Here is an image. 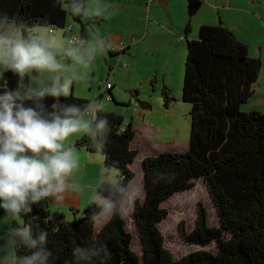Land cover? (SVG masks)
<instances>
[{
    "label": "trees",
    "instance_id": "obj_1",
    "mask_svg": "<svg viewBox=\"0 0 264 264\" xmlns=\"http://www.w3.org/2000/svg\"><path fill=\"white\" fill-rule=\"evenodd\" d=\"M0 10L33 22L47 18L59 29L70 20L79 25L80 35L88 37L85 19H73L55 0H0ZM184 32L188 35L190 26ZM186 45L181 100L190 105L188 149L147 157L142 162L145 197L142 203H135L133 210L142 259L144 264H264V113L241 110L253 95L259 62L250 58L247 46L222 25L201 26L198 38ZM5 79L9 90L17 87L18 77ZM162 96L164 107L169 108L174 100L171 91L164 89ZM59 99L64 104L88 103L74 96ZM55 102L52 97L43 101L49 111ZM140 105L150 108L147 102ZM107 118L112 134L104 165L119 168L121 175L132 182L135 175L129 166L137 157V151L131 149L135 132L130 123L124 126L120 114L107 112ZM87 143L84 137L74 144L76 149L91 153ZM196 179L205 182L220 227L209 228L205 211L200 209L193 232L181 233L189 243L206 246L214 242L217 252L196 251L175 260L164 247L158 228L167 216L161 205L176 193L190 189ZM94 210L95 205L89 204L76 228L63 214L50 215L46 201L32 205V212L22 219L34 229L48 231L53 264H73L74 245L83 247L93 240L107 247L111 253L109 264H140L139 256L131 249L132 235L125 221L113 218L95 232L89 222ZM73 215L76 218L78 212L73 211ZM11 226L17 225L13 221Z\"/></svg>",
    "mask_w": 264,
    "mask_h": 264
},
{
    "label": "clouds",
    "instance_id": "obj_2",
    "mask_svg": "<svg viewBox=\"0 0 264 264\" xmlns=\"http://www.w3.org/2000/svg\"><path fill=\"white\" fill-rule=\"evenodd\" d=\"M55 3L73 19L103 17L110 10L101 0ZM110 50V41L99 35L95 40L68 37L47 18L33 22L0 10V210L9 225L0 236L5 253L0 264H53L48 231L34 229L22 217L41 201L62 204L69 195L83 193L84 186L75 179L81 167L75 141L87 137L90 152L107 159L112 126L105 105L97 99L64 104L59 98L89 86L97 57ZM8 72L18 77L12 90L5 79ZM46 97L56 100L50 111L43 103ZM103 176L91 197L93 226L125 218L136 198L119 168L104 165ZM13 221L17 226H10ZM72 256L73 264H109L111 259L107 247L95 240L74 245Z\"/></svg>",
    "mask_w": 264,
    "mask_h": 264
},
{
    "label": "rangeland",
    "instance_id": "obj_3",
    "mask_svg": "<svg viewBox=\"0 0 264 264\" xmlns=\"http://www.w3.org/2000/svg\"><path fill=\"white\" fill-rule=\"evenodd\" d=\"M238 2L239 3L232 2V6L238 5L243 8L248 6L247 1L245 0H239ZM203 5L206 6L208 4L204 2ZM204 9H206L203 10L206 11L205 13L210 11L207 8ZM133 10L135 11V9ZM198 13L192 18L196 17L197 15H201L202 12H200V14ZM135 14L137 16L138 11H135ZM241 16L243 25H241L240 29H238L239 23L237 20H235L236 28L238 29V32L243 29L240 34L242 35V33H244L246 39L250 41V44L254 45L255 51L260 54L264 43L262 24H258L250 16H244L242 14ZM262 19L264 20L263 17ZM217 20L218 23H223L222 20L219 21V18H217ZM94 22H89L88 26L86 27L88 37L93 40L96 39L98 35L96 33V29L98 28L99 24H101V22L98 23V20H95ZM66 27H71L72 36L80 35L79 25L69 20ZM61 33L63 35L62 30ZM190 36H192L191 33L188 34L186 40H193ZM195 36L198 38V32ZM186 40L183 38V49H180L181 44L176 42L172 44V46L176 48V50H173V53L171 52L168 54V52L163 51L159 55L140 56L137 60V63H139L137 65L143 66H140V68L136 69L134 79L136 83L140 82L139 96L142 97L140 101L150 103V113L148 111L147 114H141L139 116L137 115L136 111H134L136 110L135 106L137 105L136 97L134 94H132V92L130 93L131 89L128 87L129 79H131L132 76L130 77L129 73H126V71L123 70V68H125L124 66H127L125 63L123 65V62L126 61L122 59L123 56L111 58L108 53L98 56L94 65V71L91 74V84L86 88L78 86L73 90L72 96L76 98L86 100L98 99L99 95L104 92L106 84L112 82V84H114L112 94L116 92V94L119 96L118 98L122 99L125 105L118 107L114 102H112L113 100L106 101L103 95L101 102L105 105L106 111L110 112L112 110H116L117 114H123L127 120H133L135 128L142 134V137L146 139L144 140V147L138 149L139 154L135 161L130 165V170L135 175L133 181L131 182V187L136 194V198L130 201L128 215L123 218L126 223V230L132 235L131 249L139 256L140 264L142 263V247L138 230L134 223L133 210L135 203H142L145 197V187L144 182H142V156L147 152L145 146L148 145L146 143L148 137L143 132L147 130L144 127V123H149L150 121L148 133L146 134L150 135L151 140H149L152 143L160 146H150L148 151L152 150L153 153H182L188 149L190 132V105L184 103L181 100L185 60L187 54ZM155 44H159V42ZM150 60H158L162 66L158 70H144L150 63ZM120 61H122V63ZM108 63H112V65H108ZM153 86L155 87V91ZM164 89L170 90L172 97L174 98L169 108L164 107L162 96V91ZM134 90L135 89L131 91ZM254 91V94L249 98V100H247L242 108H244V110H249V106L252 105L257 109L262 110L261 112L264 113L263 87H259L256 84ZM150 156L157 157V154ZM94 158L101 161L100 158ZM103 165L104 160H102V167ZM161 208L166 211L167 216L158 224V228L163 235L164 247L171 253L173 259L179 260L182 257L196 251H206L213 254L217 252L216 244L214 242L206 246H200L198 244L189 243L184 240L181 233V230H183L186 235H190L193 232L200 209H204L205 211L206 225L209 228L220 227L216 209L210 197L208 188L202 179L194 180L193 186L190 189L176 193L170 199L164 202L161 205ZM73 211L75 210L71 211L72 216ZM79 213L81 215L78 214L76 218L77 220L84 214V210L82 209V211H79ZM74 218L75 217L73 216L72 221H74ZM98 227L99 226H95V229Z\"/></svg>",
    "mask_w": 264,
    "mask_h": 264
},
{
    "label": "crops",
    "instance_id": "obj_4",
    "mask_svg": "<svg viewBox=\"0 0 264 264\" xmlns=\"http://www.w3.org/2000/svg\"><path fill=\"white\" fill-rule=\"evenodd\" d=\"M200 1L202 2V5L198 12L200 11L202 13L201 15H197L196 17L192 18L194 15H188L187 0H101L102 3L109 6V12L103 17L85 19V23H91L95 20H98V23L101 22V24H99L98 28L96 29V33L110 41L111 50L108 52L109 56L111 58H113L115 55H118V57L123 56L124 58L122 57V59L126 60L123 62V65L125 63L127 66H124L125 68H123V70H125L126 73H129L130 77L132 76V78L129 79L128 87L131 90L135 89L134 91L130 90V93L132 92V94H134L136 97V104L138 106H135L136 110L134 111H136L137 115H145L148 113V111L150 113L151 109H143L140 105V102L145 101H140V99H142V97L139 96L140 82H135L134 74L136 69L143 65H137L139 64L137 63V60L140 56L159 55L163 51L168 52V54L171 52L173 53V50H176V48H174L172 44L176 42L180 43V49H183V38L186 40L188 37V35H186L184 32L187 26H190V33L192 35L190 37L193 40L197 38L195 35L201 26L222 25L229 29L230 32L233 33L241 43L247 46L249 57L258 60L259 76L256 84L259 87L262 86L264 90V43L260 54H258L255 51L254 45L250 44V41L246 39L244 33H242V35L240 34L243 29L238 32L240 26L243 25L241 14L244 16H250L258 24H262L264 32V20L262 19V17L264 18V0H245L248 4L246 8L240 7L238 5L232 6V2L239 3V0ZM204 2L208 5H203ZM204 8H207L210 11L205 13L206 11L203 10L206 9ZM133 9L138 11L137 16ZM200 12L198 14H200ZM217 18H219V21L222 20L223 23H218ZM235 20H237L239 23L238 29L236 28ZM187 41L188 40H186V42ZM158 42L159 44H155ZM122 44L126 45L124 50H120ZM120 62L122 63V61ZM108 65H112V63H108ZM161 66L162 64L158 60H150V63L144 70H158ZM107 84H110L111 86L110 93L113 100L111 101L114 102L118 107L121 105L124 106L125 103L122 99L118 98L119 96L116 94V92L112 94L114 84H112V82ZM256 84L254 88H256ZM153 89L155 91L154 86ZM242 106L241 110L243 112L262 111L252 105L249 106V110H244ZM110 112L116 113V110H112ZM120 115L123 117L124 126L128 125L129 123L132 125V128L135 132V137L131 142V149L136 150L138 156V149L144 147V140L146 139L142 137V134L135 128L133 120H127L123 114ZM149 123H144V127L147 130L143 131L148 137V140L150 139V135L146 133H148L150 126ZM148 140L146 142L148 145L145 146L147 152L142 156L143 158L141 157L142 162L145 158L151 157L150 155L166 153H153L152 150L148 151L150 146L160 147L157 144L152 143L150 141L151 139L149 141ZM76 153L80 157L81 167L79 172L76 174L75 179L78 183L84 186L83 193L78 195H69L68 199L62 204H57L51 201V199L46 200L47 212L50 215L53 213H61L68 221H72V217L74 216L71 215L72 210L77 211L78 214L81 215L79 211L81 212L82 209L84 210L89 204H91V197L96 191L97 186L104 178V165L102 167V159L100 161L94 158L95 156L92 153H87L82 149H76ZM4 220L5 213L3 210H0V236H2L9 227L8 224L4 223ZM102 226L96 228L95 232H98ZM2 244L3 241H0V245ZM3 255H5V253L0 251V256Z\"/></svg>",
    "mask_w": 264,
    "mask_h": 264
},
{
    "label": "water",
    "instance_id": "obj_5",
    "mask_svg": "<svg viewBox=\"0 0 264 264\" xmlns=\"http://www.w3.org/2000/svg\"><path fill=\"white\" fill-rule=\"evenodd\" d=\"M187 2H188L187 11H188V15H189V16H193V15H195V14L198 12V10L200 9L201 5H202V2H201L200 0H187ZM87 26H88V25H87ZM87 26H86V27H87ZM86 27H85V28H86ZM86 31H87V30H86ZM231 34H232V33H231ZM232 35H233V34H232ZM186 44H187V42H186ZM114 57L117 58L118 55H115ZM5 77L8 78V79H14V78H16V76H14L11 72L6 73V74H5ZM102 98H103V95L100 94L97 100H100V101H101ZM142 168H143V167H142ZM143 175H144V170H143ZM78 224H79V220H77L76 218H74V221H72V227H73V228H76V227L78 226ZM142 253H143V252H142ZM141 261H142L141 264H144L143 259H142Z\"/></svg>",
    "mask_w": 264,
    "mask_h": 264
},
{
    "label": "built area",
    "instance_id": "obj_6",
    "mask_svg": "<svg viewBox=\"0 0 264 264\" xmlns=\"http://www.w3.org/2000/svg\"><path fill=\"white\" fill-rule=\"evenodd\" d=\"M60 30L63 31V35L68 36V37H71L72 36V29H71V27H66L65 26L63 29H60ZM125 47H126V45L125 44H122L121 47H120V50H124ZM110 89H111L110 84H106V86L104 88V92H102V95H104L106 101H111L112 100V96L109 93Z\"/></svg>",
    "mask_w": 264,
    "mask_h": 264
},
{
    "label": "bare ground",
    "instance_id": "obj_7",
    "mask_svg": "<svg viewBox=\"0 0 264 264\" xmlns=\"http://www.w3.org/2000/svg\"><path fill=\"white\" fill-rule=\"evenodd\" d=\"M142 175H143V168H142ZM143 182V181H142ZM134 223H135V220H134Z\"/></svg>",
    "mask_w": 264,
    "mask_h": 264
}]
</instances>
